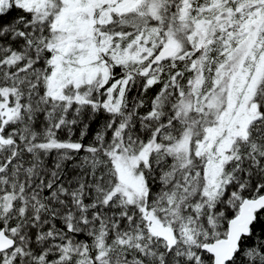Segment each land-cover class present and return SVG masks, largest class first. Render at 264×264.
<instances>
[{
  "label": "snow or ice",
  "instance_id": "6c2138e0",
  "mask_svg": "<svg viewBox=\"0 0 264 264\" xmlns=\"http://www.w3.org/2000/svg\"><path fill=\"white\" fill-rule=\"evenodd\" d=\"M0 264H264V0H0Z\"/></svg>",
  "mask_w": 264,
  "mask_h": 264
}]
</instances>
